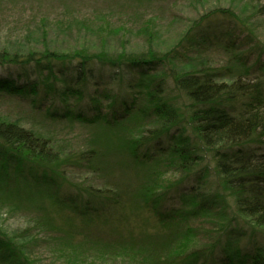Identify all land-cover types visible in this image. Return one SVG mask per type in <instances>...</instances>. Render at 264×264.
<instances>
[{
    "label": "trees",
    "instance_id": "trees-1",
    "mask_svg": "<svg viewBox=\"0 0 264 264\" xmlns=\"http://www.w3.org/2000/svg\"><path fill=\"white\" fill-rule=\"evenodd\" d=\"M259 1L247 18L231 8L208 12L170 50L151 43L139 52L104 43L0 50V67L8 72L0 73V215L28 210L31 222L40 221L36 215L48 213L41 201L50 189L37 188L57 185V206L71 213L66 220L73 223L68 228L45 218L48 223L11 235L1 228L0 264H94L74 241L85 233L78 224L97 217L134 235L150 224L171 229L134 242L143 249L129 264H264V39L254 22L264 18ZM207 18L225 27L205 26ZM99 69L114 73L108 79ZM74 125L88 135L67 140L64 133ZM81 143L84 149L77 148ZM78 160L102 181L103 206L91 192L61 193L60 166ZM117 174L123 182H114ZM129 192L134 197L127 205L142 214L131 225L128 208L119 206ZM175 200L179 204L169 208ZM242 225L256 242L244 250ZM53 227L65 243L51 235ZM225 236L235 241L223 244Z\"/></svg>",
    "mask_w": 264,
    "mask_h": 264
},
{
    "label": "rangeland",
    "instance_id": "rangeland-1",
    "mask_svg": "<svg viewBox=\"0 0 264 264\" xmlns=\"http://www.w3.org/2000/svg\"><path fill=\"white\" fill-rule=\"evenodd\" d=\"M259 2V0H0V50L27 46L25 43L40 49L48 43L52 47L63 50L81 48L82 45H93L99 48L103 47L104 43L106 44L104 48L108 46L119 52L123 49L139 52L151 43L153 47H158L160 50H170L176 46L195 21L202 19L208 12L216 8H231L243 18H247L254 8L258 7ZM207 20L210 22L205 26L213 29L225 27L218 20H211V18ZM254 22L259 29L258 35L264 39V18H258ZM218 56L219 54L214 57V60ZM5 70L0 67L1 75L8 74ZM99 70L104 72L108 79L114 73L111 69ZM114 90L118 91V87L115 86ZM83 108L84 104L77 107L78 110ZM87 135V128L81 125H74L64 133L67 140ZM79 145L81 146L77 148L86 147L83 143ZM76 153H79V150ZM71 164L60 166V173H63L61 193L66 194L68 191L78 196L80 192L82 195L80 197H89L91 192V197H96L98 202L103 196L99 190L104 187L102 181L81 160ZM117 172L120 173V169ZM121 177L117 174L113 177L114 182H123ZM23 185L27 187L24 182ZM37 189H50L49 196L42 197L41 201L48 207V213H38L35 220L40 221L37 222H31L34 218L29 217L33 215L28 210H26L27 215L3 213L0 215V229L3 228L11 235L25 229L28 225L48 223L45 218L51 219L49 223H66L68 228L71 227L73 223L66 220V217L70 218L71 213L63 212L55 201L59 187L49 185ZM176 196L179 199L178 193ZM133 197V192H129L125 198H120L124 203L119 205L120 208L125 206L128 208L127 225L142 221L141 212L137 213L133 210L135 206L127 205ZM96 201L93 200V204H97ZM178 204L176 200L167 203L169 208ZM98 205L104 204L98 202ZM84 223L85 226L78 224V227L85 233L83 232V237L80 236L81 238H78L77 242L74 241V244L78 251L85 252L83 256L86 259L95 260L94 264H129L128 259L134 260L138 251L143 249L142 244L134 242H148L154 237V235L149 237L150 234L162 236L171 231V229L162 230L159 227L153 229L150 224L145 226V230L134 235L135 231H124L116 229L115 226H109L104 217L85 218ZM55 227L51 235L60 243H65L66 237ZM238 228H241L242 233L246 232L244 237L240 236V247L243 250L251 248L256 243L251 230L243 225ZM228 236L224 237L223 244L226 240L235 241L234 238L227 239ZM201 241L206 242L204 239ZM200 245L199 242L198 246ZM219 252L222 250L215 253L216 256L221 255ZM119 257H125L126 260H119Z\"/></svg>",
    "mask_w": 264,
    "mask_h": 264
}]
</instances>
